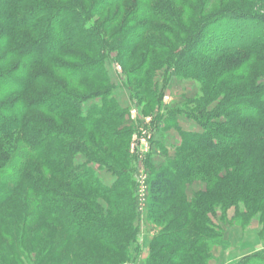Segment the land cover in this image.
Masks as SVG:
<instances>
[{
  "label": "trees",
  "instance_id": "1",
  "mask_svg": "<svg viewBox=\"0 0 264 264\" xmlns=\"http://www.w3.org/2000/svg\"><path fill=\"white\" fill-rule=\"evenodd\" d=\"M187 7L182 5V13ZM114 8L115 15L104 21L103 28L105 32L112 24H121L115 33L116 62L121 60L125 68L135 58L143 72L160 67L153 68V56L168 50V45L146 35L176 42L179 0H0V173L5 171L0 175V264H62L65 258L69 259L65 264H86L91 256L102 264L134 262L130 246L135 243L139 250V230L133 218L119 248L107 246L103 236L118 237L124 233V215L135 216L133 181L129 214L124 210L125 195L113 199L104 212L95 199L100 195L99 199L112 201L115 192L93 180L88 166L76 163L78 156L88 158L83 146L92 140L106 146L120 141L118 134H100L98 125L108 109L120 108L119 102L91 104L84 114L81 105L86 100L71 92L92 82L112 89L105 62L109 56L96 59L101 50H111L102 34L94 31L92 24L98 22L91 21ZM261 9L212 12L183 48L182 60L187 64L180 75L188 76L193 67H200L198 78L207 81L200 107L205 111L212 102L218 105L211 121L214 130L205 128L201 133L178 126L199 155L179 173L185 175L196 166H205L208 175L218 167L226 172L225 178L210 180L207 192L186 204L185 198L179 199L178 180L168 171L156 172L149 182V216L154 222L170 213L176 221L199 222L208 203L206 211L215 203L238 202L251 216L252 210L264 205V5ZM130 73L126 72L129 81ZM126 88L135 101L129 85ZM148 106L153 108L147 104L143 112ZM126 132L130 154L134 131ZM128 161L134 165L130 155ZM128 173L131 179L133 170ZM182 204L188 210L179 216ZM103 246L116 250L104 256V251L99 252ZM156 259L150 251L145 264H160Z\"/></svg>",
  "mask_w": 264,
  "mask_h": 264
},
{
  "label": "rangeland",
  "instance_id": "2",
  "mask_svg": "<svg viewBox=\"0 0 264 264\" xmlns=\"http://www.w3.org/2000/svg\"><path fill=\"white\" fill-rule=\"evenodd\" d=\"M183 4L189 5L183 10L184 13H182L183 8L181 9ZM263 5L264 0L259 2L258 0L248 2H242L241 0H196L193 3L179 0V36L175 34L176 42L170 43L165 37L154 36L150 32L147 33V39L158 40L162 45H168V50H160V52L155 53L152 61L156 63V66L153 68L157 65H160V67L155 70L149 68L145 72L141 68L137 69L140 66V61L134 62L135 58L125 67L126 69L123 68L121 60H118V63L115 60L119 56L117 52L119 44L115 33L121 27V24H112V27L104 32L103 27L105 24L103 23L115 15L116 8L103 15L101 19L94 17L91 21L98 22V24H92L94 31L96 34L101 33L102 41L109 44L108 49L111 51L101 50L96 59L100 56L103 59L109 56L105 59V62L114 85L110 89L112 85L92 82L79 90H71V92L82 98L81 100L85 99L88 103H86L87 105L84 103L81 105L84 114H87L91 104L101 107L103 102L116 99L120 104V108L108 109L106 116L98 125L100 124V127H102L99 131L100 134L106 137H114L118 134L120 141L117 144L111 143L106 146L101 141L92 140L90 144L83 146L88 153V158L78 156L76 163L88 166L93 173V180H98L102 188L112 189L115 192L112 201L105 202L103 198L99 199L100 195L98 198L96 196L97 200L95 199V201L99 203L103 211L105 210L104 212H107L108 205L113 202V199L125 195L124 210H126V214H129V210H131L129 200L132 193L130 182L133 181L136 189L135 202L133 201L135 216L124 215L123 222H121L123 224L121 230L124 233L116 235L118 237H110L107 233H103L107 246L112 245L115 248L121 246L128 234L126 224L133 218V222H135L138 229L140 226L147 227L148 230L143 229L142 231L145 232H142V234L149 233L150 227L152 231L154 230L148 238L157 233L150 243V246L152 243L154 246L151 253L157 255L154 262L160 264H213L211 261L213 257L210 259V256H213V249L218 247L225 253L221 257L217 255L214 258V261H218L219 264H264V251H261L257 258L251 257L245 260V256H239L240 259L237 258L239 252L244 255L247 253L240 251L242 250L239 247L241 245L239 241L240 229L245 232L251 228L253 239L258 232V237L264 239V205L252 210L251 216L243 204L238 202H235L234 205L223 202L215 203L209 211H206L210 207V203H208V205H203L204 207L201 210L204 219L209 218V221L202 219L199 222H194L193 219L189 218L176 221L172 213L158 222H154L149 216V182L156 172L168 171L174 180H178L180 185L178 189L179 199L185 198V204L195 201L199 195L206 193L210 180L215 177L225 178L226 170L222 167H218L215 174L212 175L206 173L205 166H196L185 175L179 173L181 166L191 160H197L199 155L185 142L180 130H178L177 118L179 117V128L183 130H195L201 133L205 132V128L214 130L211 127V121L213 114H215L214 110L218 105V102H212L205 111L200 107V101H203L206 92L204 87L207 86V81L198 78L197 74L201 70L200 67H193L192 69L195 70H190L188 76L182 77L180 75L186 67L185 64H187V61L182 60L181 52L183 48L197 30L199 22L212 12L227 8L254 12L263 8ZM176 55H179V59L175 58ZM189 65L192 66V64ZM131 71L129 81L126 72ZM142 72L143 75L141 76ZM166 74L167 76H165ZM128 85L133 97H135L133 102L129 91L125 88ZM206 94L209 95V89ZM147 104L153 105V108L151 109L148 106L146 113L143 112L142 108ZM122 113L125 114L123 120L121 119ZM111 114L112 116L109 117ZM128 130L130 132L131 130L134 131L130 140V154L126 153L129 140L124 139V135L127 134L126 131ZM90 136L92 138L93 134L91 133ZM129 155L134 158V165L129 163ZM215 163L217 162H214L213 165ZM131 170H133L132 180L129 178L128 173ZM4 173L5 171L1 172L0 175L2 176ZM117 186L120 187L116 189ZM185 204H182V207L179 208V216L181 213L186 215L188 209ZM185 222L189 224L188 227ZM176 231L179 233L178 236H174ZM184 234L185 238H182ZM158 236L160 239L155 240ZM143 239L144 236L143 238L140 236L138 247H140V243L142 244ZM237 242L240 245H237ZM94 246L91 245L90 249H94ZM143 246L145 248V245ZM115 248L109 249L103 246L99 252L104 251V256H108V254L115 252ZM249 251L248 253H251ZM255 254L251 253L249 256ZM104 256L102 258H107ZM67 260L69 259H63L62 264H65ZM84 262L86 264H102L93 256ZM138 264H142L141 261Z\"/></svg>",
  "mask_w": 264,
  "mask_h": 264
},
{
  "label": "crops",
  "instance_id": "3",
  "mask_svg": "<svg viewBox=\"0 0 264 264\" xmlns=\"http://www.w3.org/2000/svg\"><path fill=\"white\" fill-rule=\"evenodd\" d=\"M176 123L179 126V117L177 118ZM143 229L144 230H148L146 226H140L139 229H138L139 230V233L141 234L140 236H142V238L144 236V239L142 240V244L140 243L139 250H137V246L135 245V243H131V246H130V252L132 254L133 261H134L133 264H138L140 261H141L142 264H145L146 263L149 255H150V251H151L150 243H151L154 235L157 234V233H155V234L151 235L150 238H148V236L152 232H154V230L152 231V228L150 227L149 233H145V234L143 233L142 234V232H145V231H142ZM250 229L251 228H249V230H247L245 232L242 229H240V235H239V238L240 239H239V241L241 242V245L239 244V242H237V245H240L239 247H240V249H242V250H240L241 252H247V253H245V255H244V254H240V252H239V255L237 256V258L239 256H243V257L245 256L246 257V256H249L251 253H254L255 254V253H258V252L261 253V251L262 252L264 251V246H263L264 245V239H262L261 237H258L259 236L258 235L259 232L256 234V237L253 239L252 232L250 231ZM140 236H139V238H140ZM143 242L146 243V244H144ZM254 243H255V245H254V248L252 249ZM143 245H145V248H144ZM249 250L251 251V253H248ZM223 254H225V253L221 249H219L218 247H215L213 249V252H212V255H213L212 256L213 258L211 260L212 263L213 264H216V263L219 264L218 261L217 262L214 261V258L217 257V255L221 257ZM238 259H240V258H238Z\"/></svg>",
  "mask_w": 264,
  "mask_h": 264
}]
</instances>
